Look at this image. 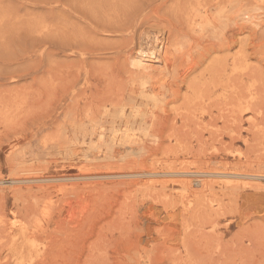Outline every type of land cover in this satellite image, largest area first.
<instances>
[{
  "label": "rangeland",
  "instance_id": "obj_1",
  "mask_svg": "<svg viewBox=\"0 0 264 264\" xmlns=\"http://www.w3.org/2000/svg\"><path fill=\"white\" fill-rule=\"evenodd\" d=\"M244 173L264 175V0H0V264H264Z\"/></svg>",
  "mask_w": 264,
  "mask_h": 264
},
{
  "label": "bare ground",
  "instance_id": "obj_2",
  "mask_svg": "<svg viewBox=\"0 0 264 264\" xmlns=\"http://www.w3.org/2000/svg\"><path fill=\"white\" fill-rule=\"evenodd\" d=\"M256 25V24H255ZM173 51V50H172ZM163 53H165V51L163 52ZM162 54V53H161ZM171 54V53H170ZM146 55V54H145ZM167 55V54H166ZM161 56V55H160ZM164 56V55H163ZM170 56V55H169ZM172 56V55H171ZM177 58V57H176ZM180 58V57H179ZM178 58V59H179ZM165 60H167L168 58H164ZM180 60V59H179ZM163 61V60H162ZM164 62H166V61H164ZM177 62V61H176ZM179 63V62H178ZM135 65L138 67H136L137 69H139V71L142 73V74H145V75H147L148 73H149V71H150V69H149V64L143 59V56H142V54L140 53L139 55H138V57H137V60L135 61ZM164 69V68H163ZM167 69V68H166ZM163 72V71H162ZM65 74V73H64ZM135 76V75H134ZM151 77V76H150ZM115 82H116V80H115ZM141 88V87H140ZM144 95V94H143ZM114 96V95H113ZM81 98V97H80ZM114 101V100H113ZM117 101V100H116ZM76 102V101H75ZM122 102V101H121ZM74 104V103H73ZM116 114V113H115ZM114 114V115H115ZM4 119V118H3ZM100 123V122H99ZM107 123V122H106ZM85 125V124H84ZM6 127V126H5ZM8 127V126H7ZM140 134H142V133H140ZM61 137V136H60ZM64 138V137H63ZM62 138V139H63ZM223 142V141H222ZM112 150V149H111ZM131 154V153H130ZM93 155V154H92ZM248 155V154H247ZM260 156V155H259ZM254 157H256V156H254ZM260 158V157H259ZM258 158V159H259ZM133 159V158H132ZM121 160V159H120ZM240 161V160H239ZM120 163V162H119ZM113 164V163H112ZM225 164V163H224ZM222 165V164H221ZM226 165V164H225ZM228 165V164H227ZM104 168V167H103ZM109 168V167H108ZM225 169V168H224ZM111 170V169H110ZM115 170V169H114ZM207 170V169H206ZM243 170V169H242ZM118 171V170H117ZM216 171V170H215ZM107 172V171H106ZM198 172V171H197ZM153 174H159V173H157V172H152ZM224 173V172H223ZM222 173V174H223ZM141 174V173H140ZM177 174H180V175H185L184 177H182V179L180 180V185H182V186H184V187H187V188H189V189H191V188H197V187H203V188H205L206 187V185L208 184V181H205V179L204 180H197V179H193V178H191V177H189V176H187L188 174H191V172H185V171H180V172H177ZM192 174H194V173H192ZM217 174H219V173H217ZM236 174V173H235ZM240 175H242L241 173H239ZM244 174H246V173H244ZM108 175V174H107ZM109 175H114V176H134V175H138V173H130V174H127V172H126V174L125 173H116V174H109ZM163 175V174H162ZM176 175V174H175ZM226 175H233V174H229V173H227L226 172ZM237 175V174H236ZM246 175H248V174H246ZM103 175H101V174H81V175H79V176H77V178H87V179H90V178H95V179H98V178H100L101 179V177H102ZM220 176V175H219ZM225 176V175H224ZM248 177H253V178H256V179H260V180H264V175H254V174H252V175H248ZM63 179H64V177H62ZM67 178V177H66ZM69 179L71 178L72 179V177H68ZM39 178H37V180H38ZM53 179V178H52ZM57 180H61V178H56ZM221 179H223V178H221ZM40 180H43V179H40ZM46 180V179H45ZM208 180H210V179H208ZM224 180V179H223ZM17 182V183H20V182H22V181H32L30 178H28V179H25V180H23V179H19V178H15V179H13V182ZM124 181V180H123ZM145 181V180H144ZM228 181H230V180H228ZM147 182V181H146ZM233 182V181H232ZM261 182V181H260ZM1 183V182H0ZM4 183H5V181H4ZM78 183V182H77ZM222 183H224V182H222ZM229 183V182H228ZM245 183V182H244ZM64 184V183H63ZM116 184V183H115ZM123 184V183H122ZM225 185H227V182H226V184ZM257 185V184H256ZM18 186V185H17ZM239 186V185H238ZM238 186L236 187V188H238ZM258 186V185H257ZM86 187V186H85ZM161 187L162 188H168V184H167V181L166 180H164V181H162L161 182ZM212 187H214V186H212ZM211 187V188H212ZM261 187V186H260ZM89 188V187H88ZM106 188V187H105ZM236 188H234V189H236ZM185 189V188H184ZM85 201V200H84ZM26 202V201H25ZM88 203V202H87ZM38 204V203H37ZM32 205V204H31ZM85 205V204H84ZM38 206V205H37ZM189 206V205H188ZM183 207H185V206H183ZM186 209V208H185ZM184 209V210H185ZM34 212V211H33ZM36 214V213H35ZM72 214V213H71ZM95 214V213H94ZM84 219V218H83ZM38 220V219H37ZM19 223V222H18ZM22 223V222H21ZM73 223V222H72ZM75 225V224H74ZM20 227V226H19ZM14 229V228H13ZM16 238V237H15ZM24 238V237H23ZM31 245H33L32 243H30ZM53 244H55L54 242H53ZM57 245V244H56ZM30 247V246H29ZM28 247V248H29ZM32 249V248H31ZM21 252V251H20ZM23 254V253H22ZM48 255V254H47ZM50 255V254H49ZM23 259V258H22Z\"/></svg>",
  "mask_w": 264,
  "mask_h": 264
}]
</instances>
